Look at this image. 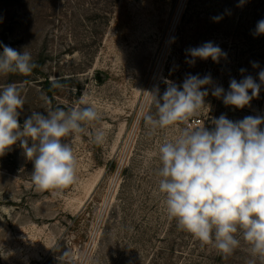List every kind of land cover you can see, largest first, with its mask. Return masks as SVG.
Listing matches in <instances>:
<instances>
[{
    "label": "rangeland",
    "instance_id": "obj_1",
    "mask_svg": "<svg viewBox=\"0 0 264 264\" xmlns=\"http://www.w3.org/2000/svg\"><path fill=\"white\" fill-rule=\"evenodd\" d=\"M261 19L264 0H0V42L26 47L36 65L27 76L0 75V89L15 85L25 101L20 123L33 111L78 106L88 92L101 114L91 127L106 134L103 144L67 138L76 180L59 195L36 190L19 142L0 156V264H264L242 233L224 255L178 228L157 174L160 145L185 128L209 129L221 114L264 116V85L243 109L206 86V105L187 120L152 130L142 119L156 112L146 92L162 95L165 80L210 73L225 91L232 78L260 83L264 39L253 33ZM208 41L227 57L186 62V49Z\"/></svg>",
    "mask_w": 264,
    "mask_h": 264
},
{
    "label": "clouds",
    "instance_id": "obj_2",
    "mask_svg": "<svg viewBox=\"0 0 264 264\" xmlns=\"http://www.w3.org/2000/svg\"><path fill=\"white\" fill-rule=\"evenodd\" d=\"M240 5L245 0H239ZM223 15L212 17L219 22ZM253 35H264V19L257 22ZM0 75H30L36 67L26 47L17 50L0 42ZM189 64L211 58L218 63L227 57L212 41L186 49ZM253 67H258L253 62ZM242 74L246 69L239 70ZM237 81L230 79L229 89L215 85L211 74H188L182 85L165 80L161 95L156 88L146 92L156 112L142 114L152 130L165 129L195 115L205 105L208 87L226 106L243 109L257 98L264 85V70ZM249 91L251 95H249ZM83 94L79 105L47 112L33 111L23 123L20 116L24 99L12 84L0 89V156L19 142L23 154L33 164L31 183L38 191H60L76 180V158L72 143L77 135H88L103 144L105 131L91 125L101 114ZM211 129L185 128L174 140L159 147L158 190L164 196L167 213L177 226L202 243H212L222 254L230 255L241 243L237 233L250 245L253 257L264 260V116H246L230 120L225 114L213 117Z\"/></svg>",
    "mask_w": 264,
    "mask_h": 264
},
{
    "label": "trees",
    "instance_id": "obj_3",
    "mask_svg": "<svg viewBox=\"0 0 264 264\" xmlns=\"http://www.w3.org/2000/svg\"><path fill=\"white\" fill-rule=\"evenodd\" d=\"M263 39H264V35H263ZM49 83V82H48ZM51 85V83H49ZM53 89H50V94L52 93ZM212 127H209V129H211Z\"/></svg>",
    "mask_w": 264,
    "mask_h": 264
}]
</instances>
